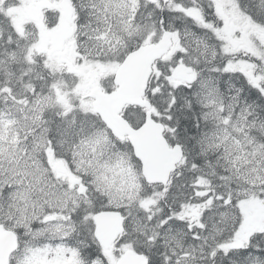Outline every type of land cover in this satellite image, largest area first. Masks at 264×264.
<instances>
[{
	"label": "snow or ice",
	"instance_id": "6c2138e0",
	"mask_svg": "<svg viewBox=\"0 0 264 264\" xmlns=\"http://www.w3.org/2000/svg\"><path fill=\"white\" fill-rule=\"evenodd\" d=\"M0 264H264V0H0Z\"/></svg>",
	"mask_w": 264,
	"mask_h": 264
}]
</instances>
